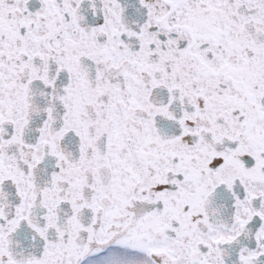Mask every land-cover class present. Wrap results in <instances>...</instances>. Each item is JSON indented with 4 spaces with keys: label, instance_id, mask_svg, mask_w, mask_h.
<instances>
[{
    "label": "snow or ice",
    "instance_id": "obj_1",
    "mask_svg": "<svg viewBox=\"0 0 264 264\" xmlns=\"http://www.w3.org/2000/svg\"><path fill=\"white\" fill-rule=\"evenodd\" d=\"M0 264H264V0H0Z\"/></svg>",
    "mask_w": 264,
    "mask_h": 264
}]
</instances>
